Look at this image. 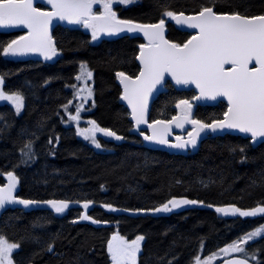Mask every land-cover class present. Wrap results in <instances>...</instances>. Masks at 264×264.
Listing matches in <instances>:
<instances>
[{
  "label": "trees",
  "instance_id": "1",
  "mask_svg": "<svg viewBox=\"0 0 264 264\" xmlns=\"http://www.w3.org/2000/svg\"><path fill=\"white\" fill-rule=\"evenodd\" d=\"M207 2L133 0L114 10L121 19L154 23L161 18L162 5L189 14ZM217 3L249 14L264 12V0ZM53 35L62 49L53 65L8 62L2 60L0 49L5 90H20L26 98L20 114L9 102L0 103V183L7 181L6 171H14L22 198L73 202L59 214L38 204L37 209L7 211L0 216V234L21 244L14 250L17 264H110L106 243L113 231L129 239L145 236L138 264H189L197 254L216 252L264 224V214L245 217L220 213L213 207L235 204L247 209L264 204V143L252 148L249 139L226 134L206 139L196 152L185 156L148 150L132 131L128 111L119 102L121 91L115 76L118 70L129 74L138 70L134 57L142 40L124 37L93 45L83 30L61 27H56ZM167 35L182 41L189 34L168 23ZM15 37L14 33H0V44ZM81 61L93 71L94 94L84 117L125 137L119 143L113 137H108L109 141L99 138L104 145L101 151L77 137L73 121L61 107L72 100L68 107L75 111V89L70 86L67 93L65 87L76 84ZM193 95V91L164 88L150 107L149 122L170 119L177 111L175 100ZM225 108L226 104L219 102L212 107H194L193 113L195 118L211 122ZM49 137L53 144L48 143ZM29 139L34 141V156L21 163L20 147ZM237 146H245L246 160L241 161L238 149L232 151ZM172 196L204 203L169 218L125 211L157 207ZM83 199L94 202L88 210L74 203ZM105 203L113 204L115 210L104 208ZM84 211L109 223L95 227L92 221L77 219ZM48 243H53L51 252ZM245 248L249 253L259 249L257 259L264 260V237Z\"/></svg>",
  "mask_w": 264,
  "mask_h": 264
},
{
  "label": "snow or ice",
  "instance_id": "2",
  "mask_svg": "<svg viewBox=\"0 0 264 264\" xmlns=\"http://www.w3.org/2000/svg\"><path fill=\"white\" fill-rule=\"evenodd\" d=\"M114 3L128 5L133 3V0H0V27H15L23 31V34L0 44L2 54L5 57L39 54L45 60L57 57L62 51L57 47L53 35L57 21L80 25L90 30L93 41L105 34L142 33L144 42L139 43L134 57L138 61V70L133 74L118 70L115 76L122 86L120 97L127 102L130 109L128 114L134 122V127L139 130L140 125L144 124L151 130V134L140 132L145 140L185 149L189 145L195 147L205 131L235 130L246 134L245 138L250 139L252 143L264 142V12L249 14L247 10L240 11L231 6L225 9L218 5L217 0H208L207 3L201 4L198 10L189 14L162 5L160 19L154 23H142L135 19H121L114 10ZM96 6H99V9ZM173 21L182 30L190 31L186 39L177 41L168 37L167 25ZM92 77L93 71L85 61H81L80 71L75 77L80 83L71 85L75 89L73 99L79 98L87 102L88 98L93 97L94 90L89 83ZM4 84L5 74H0V101L9 102L14 106L15 112L20 114L26 106L25 95L20 90L6 91ZM169 86H194L196 94L190 98H177V111L170 119H153L149 122L150 98L154 93ZM218 98L226 101V108L218 118L206 122L194 117L193 108L196 101H216ZM83 102L76 105L74 113L68 107L72 100L61 105L68 118L76 122L78 135L89 140L97 148L104 147L97 138L98 132L116 140L125 139L113 129L101 127L94 119L88 121V127H80ZM186 124L191 125L186 138L178 135L175 141L169 139L173 126L184 129ZM55 142H59L58 135ZM48 143L53 144L52 137H49ZM33 144L34 141L29 139L21 145V163L33 159ZM237 149L241 161L246 160L245 146H237L232 151L236 152ZM4 175L8 182L0 184V209L16 203L26 207L44 204L51 206L55 213L59 214L64 213L73 203L66 199L22 198L15 194L19 182L16 173L6 171ZM74 203L82 204L83 209L88 210L94 202L83 199ZM203 203L202 200H192L186 196H172L157 207L125 211L170 212L182 205ZM103 207L115 210L111 203H105ZM213 207L220 213H239L245 217L255 216L257 213L264 214V204L247 209L235 204ZM77 219L92 221L95 224L109 223L107 220L94 219L87 211ZM262 229L264 226L220 248L218 252L228 257L223 260V264H250L249 257L256 264H264V260L257 259L259 249L249 253L244 247L247 241L259 235ZM144 240V235L129 239L119 231H113L106 243L110 264H138ZM20 247V242L10 241L4 234H0V264H17L14 260V250ZM53 250V243H48L47 251ZM217 255V252H212L203 259L197 255L194 257V264H212Z\"/></svg>",
  "mask_w": 264,
  "mask_h": 264
},
{
  "label": "water",
  "instance_id": "3",
  "mask_svg": "<svg viewBox=\"0 0 264 264\" xmlns=\"http://www.w3.org/2000/svg\"><path fill=\"white\" fill-rule=\"evenodd\" d=\"M170 24L175 29H177V30H179V31H181L183 33L190 34V31L189 30H182L181 27L178 26V25H176L174 21L173 22H170ZM58 26L63 27V28H69L70 29V28H73L75 25L74 24H67L65 22H59V21H57L55 27H58ZM15 31H22V30L19 29V28H15V27H0V32H2V33L15 32ZM86 32L91 36L90 30L86 29ZM124 37H128V38H138V39H141L142 42H144L143 41V34L142 33H127V32H122V33L113 34V35H107V34L102 35L101 38H99L98 40H96V41H93L92 40V43L93 44H96V43H98V42H100L102 40L117 39V38H124ZM23 58L24 59L25 58L26 59H31V60H45L44 57L40 56L39 54H28V55H25ZM57 58H58V56H57ZM46 61H48V60H46ZM136 64L138 65V61H136ZM117 84H118L120 90L122 91V86L120 85L119 81H117ZM175 88L177 90H182V91H193L194 94H196V91L194 89V86H188V87L176 86ZM162 91H163V89H161L160 91L154 93V95L150 98V100H149V111H150V107L152 106V104L155 101L156 97ZM119 101H120V104L129 113L130 112V109L127 106V102L126 101H123L121 99V97H120ZM219 102H223V103L226 104V101H224L223 98H218L216 101H212V100L196 101L194 105H195V107H212V106H215ZM149 111H148V114H149ZM129 121L131 122V124L133 126V131L135 133H138L139 134L141 140L144 143V146L148 150L164 152V153H167L169 155H186L188 153L195 152L198 149V147L200 146V144L204 140H206L207 138H209V137H219V136H223V135H226V134H231V135L236 136V137H241V138L247 139V138H245L246 134L240 133V132L235 131V130H224V131H217V132L205 131L204 133L201 134V137L198 139L197 145L195 147L189 145L185 149H177V148L170 147L168 145L159 144L158 142H154V141H151L150 142V141L145 140L144 137L142 135H140V132L143 131V132H147L148 134H151V130L148 129L147 125L142 124V125H140L139 130H137L134 127V122L132 121L130 115H129ZM190 130H191V125L190 124H186L185 127H184V129L176 128L175 126H173L172 134L169 136V139L172 140V141H175L176 136L182 135L185 132H188ZM263 143L264 142L252 143L250 141V144H251L252 148H256L257 146H259L260 144H263ZM15 194L18 195V186L16 187ZM35 207L36 206H33V205L26 207V206L21 205V204H18V203H16V204H9V205H6L4 209H0V216L3 215L7 211H14V210L27 211V210H29L31 208H35ZM164 213L165 212H158L156 214L157 215H162ZM95 226L98 227V226H100V224H95ZM220 264H223V261Z\"/></svg>",
  "mask_w": 264,
  "mask_h": 264
},
{
  "label": "rangeland",
  "instance_id": "4",
  "mask_svg": "<svg viewBox=\"0 0 264 264\" xmlns=\"http://www.w3.org/2000/svg\"><path fill=\"white\" fill-rule=\"evenodd\" d=\"M116 6H123V4H118V3H114V8L116 7ZM99 9V8H98ZM78 28H82V26H80V25H78ZM80 71V70H79ZM78 83H80V82H78V81H76V84H78ZM89 83L91 84V86H92V78H91V80L89 81ZM80 100V99H79ZM3 101H0V103H2ZM83 101H81L80 100V103H82ZM79 103V104H80ZM92 103V97H90V98H88V100H87V102H83V104H84V106H83V108L81 109V117H82V119H81V121L79 122V126L80 127H88L89 126V124H88V121L90 120V119H87V118H85L84 116L85 115H87L88 114V112H89V105ZM78 104V101L76 102V105ZM72 122V121H71ZM72 125H74V128H75V132H76V128H77V124H76V122H72ZM76 135H77V137L79 138V139H81L82 141H84V142H86V143H88L94 150H98V151H101L102 150V148H97L94 144H92L89 140H85L82 136H80V135H78L77 134V132H76ZM97 135V138L99 139H103V140H105V141H109L108 140V137L107 136H105L103 133H97L96 134ZM261 226H264V224H262ZM261 226H259V227H257V228H260ZM257 228H255V229H257ZM254 229V230H255ZM253 231V230H252ZM251 232V231H250ZM249 233V232H248ZM262 237H264V229H262L261 230V232H260V234L259 235H257L256 237H254L252 240H249V241H247V243L244 245V247L246 246V245H248L249 243H252V242H255V241H257V240H259V239H261ZM217 253H218V255H217V258L215 259V260H213V262L212 263H216V262H218V261H222V260H224V259H226V258H228V257H226V256H224L223 254H220L219 252H218V250L216 251Z\"/></svg>",
  "mask_w": 264,
  "mask_h": 264
},
{
  "label": "flooded vegetation",
  "instance_id": "5",
  "mask_svg": "<svg viewBox=\"0 0 264 264\" xmlns=\"http://www.w3.org/2000/svg\"><path fill=\"white\" fill-rule=\"evenodd\" d=\"M77 26V25H76ZM83 28V27H82ZM75 29H78L77 27H75ZM84 29V28H83ZM10 33H14L16 36L17 35H21V34H23V31H15V32H10ZM1 55H2V60H5V61H8V62H12V63H41V64H43L44 66H49V65H53L57 60H58V58L56 57H53L51 60H48V61H46V60H31V59H24L23 57L25 56V55H23V56H8V57H5V56H3V54H2V52H1ZM68 85V84H67ZM70 86L71 85H68L67 87H65L66 88V92L67 93H70ZM195 205L196 204H191V205H183V206H181V207H179V208H175V209H173L172 211H170V212H165L164 214H162V215H157L156 213H153V215L155 216V217H164V218H169L171 215H173L174 213H177V212H181L182 210H184V209H186V208H189L190 206L191 207H195ZM42 207H46V208H51V206H49V205H45V206H42ZM38 208V206L36 205V207L35 208H32V209H29V210H27V211H30V210H33V209H37ZM19 211H23V210H19ZM27 211H23V212H27ZM209 254H211V253H209ZM209 254H206V253H199V254H197V255H199L200 257H201V259H203L204 257H206V256H208ZM220 263V261H218V262H216V263H212V264H219ZM189 264H194V259L192 260V262L191 263H189Z\"/></svg>",
  "mask_w": 264,
  "mask_h": 264
}]
</instances>
